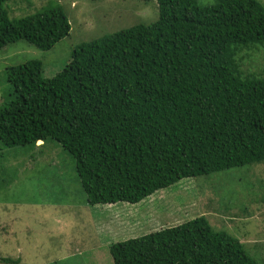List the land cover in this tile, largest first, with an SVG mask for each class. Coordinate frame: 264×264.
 Segmentation results:
<instances>
[{
  "label": "trees",
  "instance_id": "16d2710c",
  "mask_svg": "<svg viewBox=\"0 0 264 264\" xmlns=\"http://www.w3.org/2000/svg\"><path fill=\"white\" fill-rule=\"evenodd\" d=\"M9 1L0 0V50L26 41L49 52L70 35L60 5L12 19ZM157 3L156 22L75 47L53 78L40 60L6 69L0 142L39 154L60 145L91 206L136 205L185 179L264 163V63L249 60L264 49V5ZM110 254L114 264H260L205 216L111 244Z\"/></svg>",
  "mask_w": 264,
  "mask_h": 264
},
{
  "label": "rangeland",
  "instance_id": "374dc122",
  "mask_svg": "<svg viewBox=\"0 0 264 264\" xmlns=\"http://www.w3.org/2000/svg\"><path fill=\"white\" fill-rule=\"evenodd\" d=\"M54 5L64 8L70 35L49 52L26 41L0 50V109L12 99L8 67L40 60L44 76L53 78L75 47L159 18L157 0H11L5 8L18 19ZM253 54L249 60L262 67L264 49ZM53 144L39 154V149L7 148L0 142V258H18L22 264H114L111 244L205 216L264 264V163L185 179L136 205L91 206L75 160Z\"/></svg>",
  "mask_w": 264,
  "mask_h": 264
},
{
  "label": "clouds",
  "instance_id": "9594fccd",
  "mask_svg": "<svg viewBox=\"0 0 264 264\" xmlns=\"http://www.w3.org/2000/svg\"><path fill=\"white\" fill-rule=\"evenodd\" d=\"M43 143L42 142H39L38 145L41 146Z\"/></svg>",
  "mask_w": 264,
  "mask_h": 264
},
{
  "label": "bare ground",
  "instance_id": "6f19581e",
  "mask_svg": "<svg viewBox=\"0 0 264 264\" xmlns=\"http://www.w3.org/2000/svg\"><path fill=\"white\" fill-rule=\"evenodd\" d=\"M87 262V261H86Z\"/></svg>",
  "mask_w": 264,
  "mask_h": 264
}]
</instances>
